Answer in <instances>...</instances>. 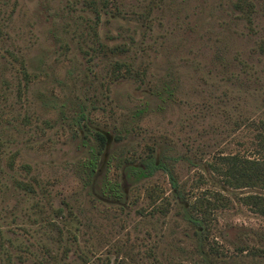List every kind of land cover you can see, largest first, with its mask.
Wrapping results in <instances>:
<instances>
[{
    "label": "rangeland",
    "instance_id": "obj_1",
    "mask_svg": "<svg viewBox=\"0 0 264 264\" xmlns=\"http://www.w3.org/2000/svg\"><path fill=\"white\" fill-rule=\"evenodd\" d=\"M239 1L0 0V264H202L178 206L150 215L152 187L174 201L170 175L89 178L81 116L122 132L115 157L154 147L191 197L220 190L206 164L255 158L264 136V0H247L251 22ZM119 61L133 75L113 74ZM231 197L215 213L213 263L264 264L251 252L264 216Z\"/></svg>",
    "mask_w": 264,
    "mask_h": 264
},
{
    "label": "trees",
    "instance_id": "obj_2",
    "mask_svg": "<svg viewBox=\"0 0 264 264\" xmlns=\"http://www.w3.org/2000/svg\"><path fill=\"white\" fill-rule=\"evenodd\" d=\"M247 0H240L236 3V8L245 15L249 22H251V12L254 9L253 4H247ZM248 7V9H246ZM98 11L96 14L99 17ZM96 34V31H95ZM96 36V35H95ZM100 50L107 49L105 45L100 44ZM98 48V47H97ZM124 52L126 50H120ZM111 51H113L111 49ZM116 68L113 74L118 73V77L124 78L133 75V67L123 61L116 62ZM137 76V74H135ZM81 119L86 121L83 123V130L81 134L83 141L88 145L89 156L85 167L88 170L90 179L99 178V176H106L109 169L114 166L121 170L122 175L127 177L130 181L137 182L143 178L151 177L158 171L171 176L172 184V201L169 195H166L164 190L160 187L154 186L148 191L150 198V215L167 216L173 205L178 206L181 210L179 214L188 222L190 227L194 230L199 246V253L202 258V264H214L215 257L224 254V251L212 243L210 237L213 225L217 217L215 213L221 209H228L234 205L231 197L235 194L242 204L247 205L253 212L264 216V194L262 193H239V190H264V136H261L258 143V156L255 158L234 155H223L215 161L208 162L206 165L212 177L214 175L217 179L220 190L208 192L204 191L197 197H191L186 191L181 188L178 180L174 174V159L166 155H162L154 147H149L148 153L142 155L136 152L126 151L119 157H115L113 151L117 144L123 139L122 132L116 133L104 127H94L89 122L91 119L87 115L82 114ZM88 121V122H87ZM82 122H80V125ZM172 161V162H171ZM102 165V167H101ZM100 168V170H99ZM213 174H212V173ZM102 179V177H101ZM104 192L111 194L116 200L121 203H126L129 200V192L125 191V187L121 181L116 178L110 181L105 178L103 182ZM27 187L29 185L27 184ZM225 191L227 193H225ZM137 193H133L132 202L135 203ZM240 252L248 250V247H240ZM153 250H151V255ZM253 255L264 256V249L259 247H252ZM153 256V255H152ZM218 263V262H217Z\"/></svg>",
    "mask_w": 264,
    "mask_h": 264
}]
</instances>
